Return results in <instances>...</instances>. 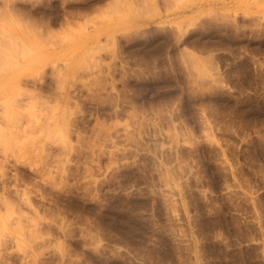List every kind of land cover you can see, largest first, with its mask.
Segmentation results:
<instances>
[{"label": "rangeland", "instance_id": "374dc122", "mask_svg": "<svg viewBox=\"0 0 264 264\" xmlns=\"http://www.w3.org/2000/svg\"><path fill=\"white\" fill-rule=\"evenodd\" d=\"M203 235L264 236V0H0V262Z\"/></svg>", "mask_w": 264, "mask_h": 264}, {"label": "crops", "instance_id": "0c3cea01", "mask_svg": "<svg viewBox=\"0 0 264 264\" xmlns=\"http://www.w3.org/2000/svg\"><path fill=\"white\" fill-rule=\"evenodd\" d=\"M259 0H238V9L253 11ZM254 204V197L252 198ZM263 228V225H261ZM214 239L201 237L197 243L198 252L182 256L180 262L185 264H264V236H253L243 239L238 237L221 238L218 252H206V244L214 245ZM249 247V248H248ZM30 251L34 255V264H52L51 252L45 246H32ZM20 258V257H19ZM26 257L0 264H30ZM172 264H175L172 262Z\"/></svg>", "mask_w": 264, "mask_h": 264}]
</instances>
